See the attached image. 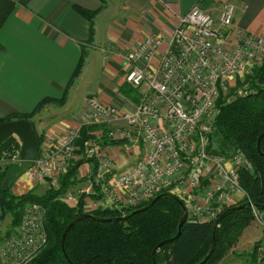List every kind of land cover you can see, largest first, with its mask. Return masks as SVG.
<instances>
[{"label": "built area", "instance_id": "1", "mask_svg": "<svg viewBox=\"0 0 264 264\" xmlns=\"http://www.w3.org/2000/svg\"><path fill=\"white\" fill-rule=\"evenodd\" d=\"M235 11L233 4L226 3L214 16L195 6L176 18L169 37L148 36L127 50L125 84L133 89L146 86L139 103L119 109L86 98L81 123L58 137L45 135L39 160L25 176L33 184L47 181L57 190L77 159L75 142L82 125L102 127L98 142L93 136L82 150L94 171L78 190L79 197L70 195L68 202L84 195L86 211H122L167 191L183 204L187 222L216 220L231 206L230 196L240 191V166L227 165L210 154L216 104L235 86L237 98L251 95L247 78L264 61V35L235 27ZM157 55L158 65L153 67L151 60ZM132 129L136 135L130 134ZM135 138L142 142L141 155L121 171L112 169L104 148L113 146L102 143L123 142L122 147H127ZM133 153L132 148L127 155ZM247 203L252 214L260 213ZM257 216L263 227L264 215ZM45 244L42 211L26 206L15 234L0 242V264H28Z\"/></svg>", "mask_w": 264, "mask_h": 264}, {"label": "crops", "instance_id": "2", "mask_svg": "<svg viewBox=\"0 0 264 264\" xmlns=\"http://www.w3.org/2000/svg\"><path fill=\"white\" fill-rule=\"evenodd\" d=\"M226 3L236 8L235 27L264 35V0H0V120L28 114L40 101H59L65 94L64 103L56 104L60 107L50 104L38 115L40 119L48 111L71 104L74 96L81 97L76 112L44 130L57 136L63 127L81 123L80 113L88 97L119 109L132 107L145 94L146 86L132 89L129 95L122 92L128 70L124 53L148 36L169 37L176 18L195 6L216 16ZM158 61L157 55L152 66ZM80 62V73L66 90ZM95 68L97 75L90 84L88 78ZM120 147L104 148L116 165L120 159L113 154ZM91 165L88 168L94 171ZM116 165V171L129 166L117 169ZM88 168L81 174L84 186ZM79 187L83 188L77 183L71 188ZM33 188V182L22 175L11 191L20 196Z\"/></svg>", "mask_w": 264, "mask_h": 264}, {"label": "trees", "instance_id": "3", "mask_svg": "<svg viewBox=\"0 0 264 264\" xmlns=\"http://www.w3.org/2000/svg\"><path fill=\"white\" fill-rule=\"evenodd\" d=\"M81 62L76 67L66 87L69 88L78 77ZM247 83L253 90L245 98H233L229 102L225 97L217 101L218 115L215 119L211 139L213 153L231 156L242 154L252 167L241 165L237 174L241 187L247 192L249 201L256 206H264V155L256 148L258 137L264 132V61L253 70L247 78ZM263 85V86H262ZM262 86V87H261ZM133 88L128 85L122 88L125 95L132 94ZM232 92V90H231ZM65 94L59 101L44 99L28 114H13L1 122L13 120H31L48 103L62 105ZM102 127L82 126L79 138L75 142L76 154L80 157L70 167L67 174L61 177L60 187L53 190L50 187L42 195L35 193V188L26 194L15 196L12 185L24 173L18 172L9 184L0 186L1 218L11 217V227L15 231L19 226L23 210L26 206H37L43 213V224L46 231V244L28 264H153L152 253L163 241L173 238L181 216V206L172 199L162 197L150 208L134 214L125 221L97 222L94 219L82 218L67 231L64 249L71 263L62 252L61 238L67 226L80 215L86 213L97 218L113 219L127 215L132 211L148 205L155 197L167 193L163 191L154 198L122 211L117 210H85L86 196L82 195L75 203L69 204L61 199L65 192L74 186L78 170L90 160L82 157L86 141L93 138L96 129ZM104 131V130H103ZM42 141V134H39ZM123 142L102 143L104 146H121ZM210 148V149H211ZM20 150V142L16 137H10L0 145V154L16 153ZM260 151L264 154V137L260 140ZM31 166L32 162H23ZM5 172L0 173V182L5 181ZM247 199L240 202L246 204ZM233 207V206H232ZM225 208L219 216L227 211ZM259 212L264 209L257 208ZM218 216V217H219ZM252 220L250 208H243L227 214L219 223L215 233V248L205 264H216L222 260L226 251L230 250L242 236ZM214 221L185 224L181 233L172 243L161 246L156 252V264H197L207 255L212 241ZM8 236V235H7ZM259 242H256L254 249Z\"/></svg>", "mask_w": 264, "mask_h": 264}, {"label": "rangeland", "instance_id": "4", "mask_svg": "<svg viewBox=\"0 0 264 264\" xmlns=\"http://www.w3.org/2000/svg\"><path fill=\"white\" fill-rule=\"evenodd\" d=\"M96 68L93 70V73L88 78V81H90V84L94 81V79L97 75ZM90 84H88V87L90 86ZM235 88H236V86L233 89H235ZM233 89H231L232 92L230 90V92H228L226 95H222L223 98L224 97L226 98L225 99L226 102L227 101L229 102L231 99H234L232 97L234 94ZM73 98H74V100L71 99L73 101L68 106L66 104L61 110L48 111L47 113H45V115L43 117L38 119L39 118L38 115H40L42 113V111H44L45 108L47 106H49L50 104L52 106H55V107L59 106V105L57 106L54 103H48L46 106H44L40 110V112H38L36 115H34L31 118L30 121H32L34 123L37 132L39 134H42V137H44L45 135L49 136V137L50 136L58 137L62 133H64L65 131L69 130L70 128L77 127V126L63 127L61 129V131H63V132L59 133L57 136L50 134V132L44 131L50 125H52L56 122L57 123L54 125H57L59 123V120L61 117L69 116V114L71 112H76L78 110V106L81 103L80 102L81 97H79V99H78V98H76V96H74ZM135 105H133V106H135ZM127 108H129V107L124 106L123 109H127ZM217 111H218V108H217ZM82 126H84V125H82ZM98 134L99 135L103 134V130L100 129L99 133H96V131H95V133L93 134V136L95 137L94 139L97 142H98V137H99ZM130 134L136 135V131L132 129L130 131ZM12 137H16V136L13 135ZM135 139H137V140L133 145H131L129 143H127V147H122V145H121L120 149L115 151V153L113 154L114 157H117L118 159H120L119 162H116V163H118L117 165L113 162L112 158H109L111 160V163H112V165H111L112 169H114L115 165H116L117 169H123L126 166L130 165L133 161H135L138 158V156L141 155L140 145L142 142L139 138H135ZM132 148L134 150V153L130 154L131 156L127 155L129 152H131ZM214 149H216L215 145H213L212 148L210 149L211 156L216 157L218 159H222L223 162H225L227 165H228V163L232 162L234 164V166L235 165L241 166V164L244 163V164H247L249 167H252L250 165V162L244 156H242V154H238L240 152H237L235 155L232 154L231 156L230 155L226 156L223 154L219 155V154L213 153ZM15 154L16 153H10V152H5V155H2V153L0 154V173L5 172V174H6L5 181L2 180L0 182V186H2V184L3 185L9 184V182L10 181L12 182L14 177H16L18 172L24 173L30 167V166L23 164V161H20L18 159V155H15ZM128 156H130V157H128ZM79 157L80 156L77 154V159L72 162V165L74 164V162H76L79 159ZM85 164H88V165H85ZM85 164L83 166H81L78 170V174H77L76 178H79V179L77 180L75 178V180H76L75 182L80 183L81 187H84V181H82L84 178H81L82 177L81 174L83 171H85L88 168L90 163H85ZM88 169H91V170L89 171L90 173L87 170V174H91V172L93 171L92 168L89 167ZM23 175L25 176V173ZM29 181L32 182V180H29ZM34 185H37L35 188V193L37 195H42L47 190V188L50 187V185L47 181H41L39 183H34ZM78 190L80 191L81 188L79 187L78 189H76V188L75 189H72V188L68 189L65 192V194L61 197V199L63 201H65L66 203H69V204L75 203L74 199L72 201L68 202L66 200V197L71 195L77 199L79 197V194H77ZM230 197H231V206H229V207L238 205L240 202L244 201L245 199H247V201L249 200V196H248L247 192L241 187V185H240V191L238 193L235 192L234 195H231ZM134 207H136V206H132L130 208H134ZM257 215H260V216L264 215V212H260L257 214L251 213L252 220H251L250 225L244 229V231L242 232V236L239 238L238 242L234 245V247H232L230 250L226 251L222 260L216 264H264V252H263L264 251V228H263L264 226L262 227V225L257 222V219H258ZM10 222H11L10 215L6 216L4 219H2L0 221V242H2L4 239L9 238L15 234L16 230L14 231L12 229ZM256 242H259V244L257 245V248L254 249V245Z\"/></svg>", "mask_w": 264, "mask_h": 264}, {"label": "water", "instance_id": "5", "mask_svg": "<svg viewBox=\"0 0 264 264\" xmlns=\"http://www.w3.org/2000/svg\"><path fill=\"white\" fill-rule=\"evenodd\" d=\"M13 135L16 136V138L19 140L20 142V150L18 153V157L21 161L23 162H36L39 160L40 157V146H41V138L39 133L36 130V127L34 125V123L30 120H25V119H20V120H13V121H6V122H1L0 123V145L5 142L7 139H9L10 137H12ZM264 137V132L258 137L257 139V144H256V148L257 151L261 154L260 151V140ZM165 197V198H169L174 200L175 202H177L180 206H181V216H180V220H179V224H178V228H177V233L176 235L171 238L168 239L166 241L161 242L153 251L152 253V260H153V264H156V252L157 250L166 244H170L172 243L175 239H177L181 233V228L182 226L185 224L186 221V210L183 206V204L173 195L169 194V193H164L162 195H159L157 197H155L148 205H146L145 207H142L140 209H137L135 211H132L131 213L127 214V215H123L121 217H117V218H113V219H103V218H97L92 216L89 213H86L84 215H80L77 216L66 228L65 232L62 235L61 238V248H62V252L65 255L67 261L69 263H71L70 259L68 258L66 251L64 249V240H65V235L67 233V231L71 228V226L77 222H79L82 218H92L97 222H112V221H125L126 219H128L129 217L133 216L136 213L142 212L147 210L148 208H150L157 200H159L160 198ZM250 204L246 203V204H240V205H235L231 208H229L227 211H225L224 213H222L214 222V226H213V234H212V241H211V246L210 249L207 253V255L204 257V259L202 261H200L197 264H205L209 258L211 257L214 248H215V233H216V229L219 226V223L221 222V220L230 212L236 211V210H240L243 208H249ZM253 207L255 209L257 208H261L264 209V206H256L253 205Z\"/></svg>", "mask_w": 264, "mask_h": 264}]
</instances>
